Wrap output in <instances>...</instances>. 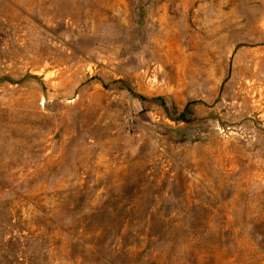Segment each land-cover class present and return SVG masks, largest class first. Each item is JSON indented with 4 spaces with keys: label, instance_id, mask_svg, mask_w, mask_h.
Returning <instances> with one entry per match:
<instances>
[{
    "label": "rangeland",
    "instance_id": "obj_1",
    "mask_svg": "<svg viewBox=\"0 0 264 264\" xmlns=\"http://www.w3.org/2000/svg\"><path fill=\"white\" fill-rule=\"evenodd\" d=\"M0 264H264V0H0Z\"/></svg>",
    "mask_w": 264,
    "mask_h": 264
}]
</instances>
